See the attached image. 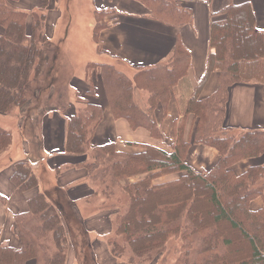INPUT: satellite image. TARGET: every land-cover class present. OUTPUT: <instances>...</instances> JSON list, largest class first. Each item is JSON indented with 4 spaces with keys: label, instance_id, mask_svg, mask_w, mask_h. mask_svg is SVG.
<instances>
[{
    "label": "trees",
    "instance_id": "1",
    "mask_svg": "<svg viewBox=\"0 0 264 264\" xmlns=\"http://www.w3.org/2000/svg\"><path fill=\"white\" fill-rule=\"evenodd\" d=\"M17 1L0 0V113L4 114L24 106L30 92L37 89L34 84L41 72L51 73L43 70L49 40L45 23L48 6L57 0H40L38 11L30 12L19 9ZM139 1L154 20L168 25L180 26L191 18L190 10L179 0ZM94 12L93 39L97 43L107 26L104 18L112 10ZM221 13L225 17L210 24L205 73L180 102L182 118L174 124L171 151L148 144L140 145L138 152L118 151L113 143L91 147L102 111L86 100L66 120L64 152L85 155L81 165L87 177L103 187L95 192L111 198L114 190L109 184L113 182L127 194L125 205L112 208L121 207L112 215L114 236H108L105 243L116 259L127 248L128 264H134L135 258L136 263H151L163 254L170 237L182 240L173 264H264V207L250 209V202L264 194L260 181L264 164L248 166L240 174L231 168L239 161L264 155V131L236 133L223 124L228 88L238 82L264 81V31L255 28L248 3L229 4ZM97 50L101 52L99 47ZM189 66V52L176 40L165 61L137 68L132 76L110 63H90L87 68L99 75L114 118L126 120L132 129L143 128L157 139L161 133L155 110L158 105L166 108L171 90L184 81ZM212 71L218 73V87L199 99ZM188 115L195 123L191 138L185 139ZM11 138L10 131L0 128V151ZM192 144L215 149L217 162L203 172L194 169L186 161ZM170 174L178 176L155 182ZM10 181L21 192L38 185L26 161L14 163ZM61 198L64 202L37 192L27 199V210L13 215L19 246L0 243V264H40V252L44 264H66V250L72 242L63 203L70 211L75 204L62 191ZM0 200L5 202L4 197ZM81 245L92 249L89 242Z\"/></svg>",
    "mask_w": 264,
    "mask_h": 264
},
{
    "label": "crops",
    "instance_id": "2",
    "mask_svg": "<svg viewBox=\"0 0 264 264\" xmlns=\"http://www.w3.org/2000/svg\"><path fill=\"white\" fill-rule=\"evenodd\" d=\"M58 1L53 2V8L58 12L53 23L50 21V6H48L45 30L47 27L53 29L57 24L60 16L57 8ZM91 2L95 6V10L105 8L113 11V14L105 20L106 28L99 33L98 45L101 52L98 54L104 55L105 60L124 63L126 67H122V70L128 75L132 76L137 68L165 61L176 40L185 46L190 57L186 78L171 90V98L166 108L163 109L158 105L155 110L156 121L161 133L160 138L157 139L151 137L149 132L143 128L132 129L126 120L114 118L100 77L98 76L95 80L93 77L95 71L86 76L84 74V78L78 80L79 84H74L78 87V91L75 90L77 93L75 101L80 100L84 95V101L99 105L102 111V119L94 129L90 142L91 147L113 143L118 151L138 152L142 149L140 145L148 144L165 151H171L174 141V124L182 118L180 102L195 90L206 70V59L210 51L211 22L222 20L225 17L221 10L227 5L248 3L254 14L255 28L264 31V0H179L180 5L191 12L190 20L180 26L154 20L150 10L139 0H91ZM15 5L23 11H29L39 7L40 0H18ZM94 20L91 23L92 37ZM48 35L50 36V34ZM105 60L99 63H109ZM90 63L94 64L95 62H88L86 68ZM217 87L218 73L212 71L199 91L198 98L208 97ZM86 93L89 95L87 96ZM50 107L42 120L43 139L36 145V150L33 149V145L30 146L28 141L23 140L20 157L10 160L6 165V170L0 171V194L5 198L4 204L0 203V243L2 244L19 246L13 215L26 211L27 199L37 192L46 191L44 188L47 185L58 188L69 187L66 195L70 201L75 202L76 212H78L79 204L83 213L92 198L101 196L100 193L92 191L85 182L88 175L80 165L84 162L85 155L77 156L64 152L66 120L75 113L72 103L68 102L70 108L64 113L62 109L59 110L55 106ZM18 109L15 118L16 127L20 128L22 124L21 117L17 115ZM70 109L72 112L68 114ZM194 123L192 116L188 115L185 119V139L191 138ZM223 124L235 132L264 131V81L238 82L228 88ZM217 160V151L203 144H192L186 154L187 163L202 172L211 168ZM18 161H27L31 166L39 181L37 189L21 192L11 183L10 176L14 169V163ZM255 164H264V155L239 161L231 168L235 174H240L248 166ZM45 166L52 175L50 183L42 184L39 172L42 171L40 168ZM177 176L170 174L160 177L157 181L165 182ZM262 207H264V194L250 202L252 210ZM115 212L116 209L104 208L90 213L84 221L85 229L94 231L100 237L101 235L109 236L113 230L112 215ZM104 242L94 239L95 252L100 253L98 255H101V258H106L107 264H117L116 258H113L108 252ZM112 259L113 261H111ZM31 263L34 264L31 261L28 264Z\"/></svg>",
    "mask_w": 264,
    "mask_h": 264
},
{
    "label": "rangeland",
    "instance_id": "3",
    "mask_svg": "<svg viewBox=\"0 0 264 264\" xmlns=\"http://www.w3.org/2000/svg\"><path fill=\"white\" fill-rule=\"evenodd\" d=\"M53 7V2H51V5L49 7L51 23H53L54 18L58 13ZM38 8L39 7L30 9L28 12L38 11ZM57 8L60 12V16L57 24L53 27V29L51 27L46 28V33L50 34V36L44 49L45 62L43 63V70H51V73L41 72V76L36 80L34 84L37 89L33 92H30L27 102L24 104V106H21V108L18 109L19 112H17V115L21 117L20 120L22 124L20 128L16 127L15 114L17 108H14L11 112H8L6 114L0 113V128L10 131V133L12 134L9 145L0 151V171L6 170V165L10 160L18 159L20 157L19 155L22 151L21 145L23 140L28 141V143H30V146L33 145V149L36 150V145H38V142L42 141L43 139L42 120L44 119L46 112L49 111V106H55L59 108V110L62 109L63 113L66 112L68 108H70L68 107V102L72 103L74 112L83 107L84 95L81 96L83 98L75 101V98L77 97V93L75 90L78 91V87L74 84H79L78 80L83 79L84 74L85 76L88 73L92 74L93 70H89L88 68H86V64L88 62L99 63L104 62L105 60V58L103 57L104 55L98 54V50L96 51L97 46L100 50L101 48L98 45V42L96 43L92 37L91 23H93V20L95 19V6L91 2V0H59ZM112 14L113 11L110 12L104 19L106 20ZM105 62H109L120 70H122V67H126L124 63H120L115 60L110 61L106 59ZM98 76L99 75L95 73L93 77L95 78V80H97ZM86 94L87 96L89 95V93ZM137 96L138 94L136 95V97ZM71 112L72 111L70 109L68 111V114ZM12 167L13 165L11 166V168ZM81 167L84 168L83 165H81ZM40 170H42L39 172L42 184H44L45 182L50 183L52 174L47 171L46 166L40 168ZM260 181L264 182V177ZM85 182L92 189V191L98 190L100 192L103 189L102 185L98 182L95 186L91 182L89 177L85 178ZM155 182L158 181L156 180ZM109 185L114 190V195H112L111 198L105 196H97L95 198H92L88 203L89 206L86 207L83 213L80 210V204L78 206V212H76V206L75 208H73V210L70 211L69 207H67V205L63 203V207L66 212L64 220L66 226L69 229V237L70 241L72 242V246H68L66 250V264L108 263V260H106V258H101V255H98L100 253L95 252L93 245L94 239H98L101 242H106L108 236L101 235L100 237L99 235L94 233V231L85 229L86 227L84 221L87 216L90 215V213L96 210H103L104 208L109 209L119 205L123 206L128 201L127 194L119 190L113 182H111V184ZM37 188L38 185L35 189ZM57 188L58 187L56 186L52 187L47 185L46 188H44L46 191H42V193H47L53 200L64 202L61 198V191L66 193L69 187H60V193L56 192ZM0 196L4 197L1 194ZM0 203L4 204L1 200ZM118 208L120 209L121 207ZM111 233L109 236H114V234ZM116 239V241H118L119 243H123L122 237H117ZM48 240L50 243L51 240L49 238ZM181 241L182 240L179 237H170L166 241V246L162 255H158V257L151 263L148 261L145 263H141L173 264V261L180 255L179 252ZM84 242H89L92 249L85 250L86 248L81 245V243ZM105 245L108 249V252H110L109 246L106 243ZM40 254V264H44L42 253L40 252ZM129 254L130 252L128 251V249L124 248V252L121 255V258L116 259V263L122 264L126 262V260H128ZM111 261H113V259ZM133 261L134 264H141L136 263L138 262L136 258L133 259Z\"/></svg>",
    "mask_w": 264,
    "mask_h": 264
}]
</instances>
